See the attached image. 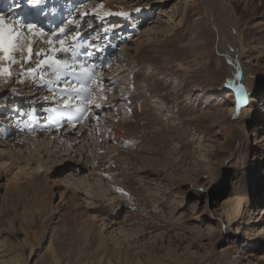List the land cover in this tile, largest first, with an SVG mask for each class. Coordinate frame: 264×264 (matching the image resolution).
Masks as SVG:
<instances>
[{
  "label": "rangeland",
  "instance_id": "obj_1",
  "mask_svg": "<svg viewBox=\"0 0 264 264\" xmlns=\"http://www.w3.org/2000/svg\"><path fill=\"white\" fill-rule=\"evenodd\" d=\"M106 2L100 0L98 13H112L105 15L112 22L126 18L133 26L144 17L145 23L162 25L154 45L177 37L173 46L178 54L158 56L151 69L133 67L132 85L156 86L160 93L153 100L154 109L141 118L135 139L129 140L133 156L125 157L116 180L110 174L93 175L90 164L65 155L64 147L53 150L63 155L48 156L33 184L34 178H29L13 189L7 183L9 173L0 170V264H107L93 256L98 232L109 247L112 264H264V163L259 160L264 144L256 142L258 137L262 141L264 131L251 135L264 113L250 111L256 104L250 99L264 94V0H206L205 4L202 0H119L116 11ZM208 8L217 16L230 12L240 39L250 42L248 47L243 44L241 56L252 97L243 114L255 119H244L239 126L238 111L233 117L229 112L237 100L231 94L223 52L231 36L224 20L215 26ZM138 27L141 30L144 24ZM115 29L111 27L112 34ZM86 31L85 27L82 33ZM127 35L133 40L136 34ZM33 49L37 51V46ZM13 55L19 65L0 61L12 72L1 80L2 88L16 87L27 96L25 87L39 85L41 73L25 78L26 54ZM20 79H25L24 84L16 83ZM101 79L92 81L87 102L93 104L92 98L104 87ZM116 80L112 77L104 89L112 108L118 103L111 97L117 91L113 87L121 82ZM225 107L228 110L222 115L231 118L226 122L202 118L206 111L218 116L217 109ZM28 119L24 115V121ZM64 127V131L70 128ZM37 144L30 141L29 152L38 149ZM6 151L3 148L0 158L10 160ZM104 151L100 153L104 161L114 155L112 150ZM84 174H92V180L78 179ZM117 181L121 185H115ZM88 228L93 230V247H86L92 242L86 240ZM119 228L124 233H117ZM112 247H120L121 259Z\"/></svg>",
  "mask_w": 264,
  "mask_h": 264
},
{
  "label": "bare ground",
  "instance_id": "obj_2",
  "mask_svg": "<svg viewBox=\"0 0 264 264\" xmlns=\"http://www.w3.org/2000/svg\"><path fill=\"white\" fill-rule=\"evenodd\" d=\"M16 1L0 0V15H4L6 22L13 24L16 31L23 33L22 40L24 46L27 44V47L31 44L32 48L37 46V51L35 52L43 49L46 55H51V46L46 43L48 39L57 41L59 38L67 36L66 45H69L73 43L72 36L75 33L79 34L76 37L79 48L75 58L72 57L70 50L67 54L61 52L56 53L57 58L68 60L70 64L74 63L76 65H81L85 63V61L81 62V60L84 59L81 56L80 62L76 60L78 53L81 52L82 48L88 45L82 39L85 34H88V38L94 40V42H92L96 44L101 43L105 37H110L109 40H111L113 45L117 48L115 52L112 53L110 62H104L103 74L100 76L104 87L98 90L96 92L97 94L92 98L94 99V103L92 102L93 104L87 102V97L89 94L93 93L92 82L89 83L86 77L72 75L69 71L62 72L61 80L58 85L56 83L57 74L51 70L50 66H41V69H37V73L38 75L41 73L43 78H40L41 81L39 85L35 84L30 87H25L29 90L27 96H22V94L19 93L20 90L16 87L10 89L5 87L6 89H3L2 85L5 82L1 80H5L4 78L6 76H0V116H2L0 117V153H3V148H6V150H8L6 151L7 154L11 157L10 160L8 158H0V170L9 173L7 178L8 185H11V188L14 189L15 185L22 180L37 176L43 170L46 162H48V156L51 157L53 155L57 157L63 155L58 154L61 150L58 152L53 150L63 149V147L66 148V150H64L67 152V154L64 153L65 155H69L73 159L78 157L81 161L85 162L84 164H90L93 175L98 174L102 176L108 174L109 176L110 174L113 176V180H116V177L123 169L125 157L133 156V153H131L132 149L128 146L129 140L135 139V134H137L140 129L141 118H144V114H149L154 109L156 104L153 100L156 94L160 93L159 87L156 86H149L148 84L146 85L147 87L137 84L132 85L130 83V78L134 75L133 67H135V65H141L151 69L157 63L158 56H163L167 53H172L176 56L179 50L174 48L173 45L177 43V37L161 45H154L156 39L159 38L158 35L161 33V30L164 29L162 25H157L156 21L147 22L146 20L145 23L144 17L142 19L138 18L139 20L134 22L133 26L129 24L130 20L126 18L122 22H112L113 20H111L110 16H103L98 13L99 9L97 5L100 0H41L39 5H31L28 3V0ZM15 2L18 4L16 5ZM134 2L135 1H131V3ZM202 2L205 4L206 0H202ZM117 3H120L119 0H107L105 4L109 5L113 11H116L118 9ZM6 5L9 6V11H6ZM132 5L134 6V4ZM218 5L221 6L220 3ZM27 6L29 8L28 14H21L20 10ZM149 6L152 5L149 3ZM208 13L210 16L214 17L215 26L218 25L219 20H224L223 23L226 26V30L231 36V38H229L231 41L224 44L225 51H222L225 52V56L228 60L227 69L230 75L229 85L231 86V91H233L231 94L237 100V105L233 106V108L230 107L229 112H231V117H233L235 112L238 111L237 119L239 120H237L236 126H239L241 122H244V119L245 122L250 119H255L252 115L253 113L257 115L259 110L264 113V94H262L258 100L250 99L252 97H249L251 93L249 81L247 76L243 73L241 59L244 49L243 44L248 47L250 42L240 39L239 33L237 32L236 21H234L229 14L230 12L227 13L226 11H222L220 15L217 16L211 8H208ZM81 17L82 20H78ZM16 21H21L22 23H35L46 35L40 36L39 34L34 35L28 33L27 28L16 24ZM85 22H87L86 25H82ZM113 23L116 25H113ZM103 24L105 29H100V34H95L94 32H96L97 27ZM138 24H144V27L139 30ZM81 26H83L82 29H80ZM61 27L65 29L63 33L59 31ZM85 27L87 31L86 33H82ZM111 27L116 28V34L110 33L113 32V30L111 31ZM128 32L136 34L133 40L127 38ZM27 47L25 50L23 49V52L17 53L23 56L26 54L24 57H27ZM56 47L59 48L58 43ZM88 48L90 50L94 49L93 46ZM99 49L100 44L96 47V51ZM96 51L93 50L92 56L96 55ZM34 55L32 58L33 61L45 58L43 56L39 58L35 56L36 59H34ZM92 56L89 54L87 57ZM22 62V68H26V70L28 67L36 68L35 64L30 65L26 63V59ZM89 70L91 71V68H89ZM112 77L117 78V82L121 81L118 86L113 87L117 89V91L111 95L112 99L118 102L116 108H112L110 105L111 102L109 103V101H107V99L109 100V96H107L108 90H104ZM65 78L75 81L77 86L83 83L91 89L90 92H81L75 99H72L68 108H65L63 103H58L62 97L66 98L68 96V93L63 91L65 87ZM16 79H18V77H16ZM24 80L25 79H20V81L16 83L19 85L24 84ZM118 87L120 88L118 89ZM131 87H133L134 90H131ZM110 90L112 91V89ZM249 99L256 104L250 110L252 116L250 118L248 116L247 118L243 114V111H247L245 110V106ZM241 100L243 102H240ZM57 103L59 105H57ZM53 109H55V111H53ZM77 109L80 111H77ZM225 110H228V108L217 109L219 113L218 116H221ZM86 112H90V118ZM24 115L29 117L28 121H24ZM81 115L83 118L84 116H88V118L79 119ZM218 116L208 114L206 111L202 118L210 123L226 122L231 119L230 117H228L229 119L226 118L227 114L222 115L223 118ZM257 120L258 122L255 124V129L251 134L254 137L257 136V132L264 131V120L260 122V117L257 118ZM65 125L70 126V128L64 131L66 128L64 127ZM18 127H22V130H18ZM262 138V141H258L259 137L257 138L256 142L258 146L262 143L264 144V134ZM30 141H33L35 144L38 143V149H32L31 152H29L31 148V145H29ZM106 149L112 150V154L114 155L110 157V159L108 158L104 161L106 158L102 157L100 153L104 154V150ZM121 149L122 151L119 152ZM262 152V157H259V160L264 163V146ZM91 157H93L92 160ZM63 162L64 158L61 160V163ZM262 165L264 167V164ZM85 170H88L87 166ZM92 174H84L83 177L78 179L85 183L90 182L92 180L91 178H93ZM36 179L34 178L30 184H33ZM115 185H121V183L117 181ZM262 211L264 212V207ZM111 216H113V214H111ZM111 220V223H115V221H113L114 219ZM116 230L117 233H124V230L121 228ZM92 232L93 230L91 228H88L85 232L87 242L92 240L91 243L89 242V245H87L88 243L86 244V247H93V234L92 236L90 235ZM96 234L94 239H96L99 245L97 249H94L93 256L99 259V263L105 261L107 264H112L108 253L109 247H105L106 242L103 239V235L100 232ZM112 250L117 254L118 259L122 258L120 247H112ZM241 253L244 252L241 251Z\"/></svg>",
  "mask_w": 264,
  "mask_h": 264
},
{
  "label": "snow or ice",
  "instance_id": "obj_3",
  "mask_svg": "<svg viewBox=\"0 0 264 264\" xmlns=\"http://www.w3.org/2000/svg\"><path fill=\"white\" fill-rule=\"evenodd\" d=\"M28 3L31 5H39L41 3V0H28ZM100 7H103V4L100 5ZM105 15H112V13H105ZM118 15H126L125 13H118ZM16 24L21 25V27H26L28 33L32 34H39L40 36H45L46 33L39 29L35 23H22L21 21H16ZM61 33L65 31L63 27L59 29ZM78 33H75L72 36L73 44L77 43L76 37L78 36ZM23 33L16 31V28L13 24H10L6 22V18L4 15H0V61H9L12 64L19 63L14 57V53L16 52H23L24 49V43L22 40ZM68 39L67 36L63 38H59L57 41H53L52 39H48L46 43L51 46L50 51L51 55H46L45 50L41 49L38 52H35V56L37 58L43 56L44 59H37L33 61V55L34 50L29 44L27 47V59L26 63L32 64L35 63L36 68L28 67L26 72L24 73V77H34L38 76L37 69H41V66L48 65L50 66L51 70L56 73V83L59 85L61 80V74L63 71H69L72 75H79L86 77L88 82L91 83L96 75V71L93 68L91 71L89 70L88 65H76V64H70L68 60L57 58L56 53H68L70 49H72L71 55L73 58L76 56V52L73 48L72 44L66 45V40ZM59 44V48L56 47V44ZM23 67V66H22ZM0 76H12V72L9 67H3L0 66ZM39 78H43L40 76ZM64 85L63 91L68 93V96L62 97L58 103H63L65 105V108L69 107L70 101L72 99H75L77 95H79L81 92H90L91 89L86 84H77L75 81L65 78L64 79ZM240 102H243L242 100ZM55 111V109H53ZM77 111H80L77 109ZM79 119H83V116L81 115Z\"/></svg>",
  "mask_w": 264,
  "mask_h": 264
}]
</instances>
